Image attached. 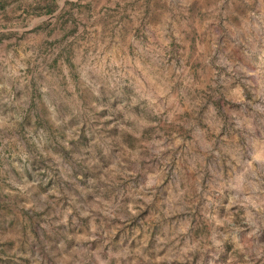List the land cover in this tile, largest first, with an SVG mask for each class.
Here are the masks:
<instances>
[{
  "label": "rangeland",
  "instance_id": "obj_1",
  "mask_svg": "<svg viewBox=\"0 0 264 264\" xmlns=\"http://www.w3.org/2000/svg\"><path fill=\"white\" fill-rule=\"evenodd\" d=\"M0 264H264V0H0Z\"/></svg>",
  "mask_w": 264,
  "mask_h": 264
}]
</instances>
